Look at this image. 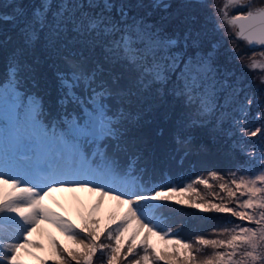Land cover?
I'll use <instances>...</instances> for the list:
<instances>
[{
  "label": "snow or ice",
  "instance_id": "1",
  "mask_svg": "<svg viewBox=\"0 0 264 264\" xmlns=\"http://www.w3.org/2000/svg\"><path fill=\"white\" fill-rule=\"evenodd\" d=\"M150 6L165 12L171 7L166 0H151ZM53 7L56 12L49 18ZM134 7L144 8L143 0H136L135 5L129 0H59L55 5L41 0L32 21L20 29V43L9 52V83L22 71L35 80L42 64L46 65L54 72L55 103L66 112L68 105L80 107L85 119L69 117L67 127L62 123L59 134L55 129L41 128L38 120L42 101L37 97L26 117L31 132L22 136L18 131L20 117L11 108L5 110L4 92L0 90V226L10 221L20 233L15 242H4L0 237V264H29L27 257L38 264H94L97 253L103 254L101 264H264V145H260L259 152L247 154L258 165V174L247 178L241 175L230 184H219L227 200L211 191L214 186L203 176L182 187L161 186V190L146 196L134 180L124 178L129 173L116 166V160L125 156L126 168L136 169L146 158L150 133L163 136L164 130L156 121L169 95L173 73L179 72L190 81L181 89V95H188L183 89L195 92L198 81L202 88V78L215 67L214 62L209 67L213 61L211 50L205 51L194 21L167 34L162 25L147 27L146 17L138 19L132 14ZM230 8L247 10L229 15ZM217 11L223 23L236 29L235 38L249 45H264V5L252 7L251 0H224ZM18 15L22 17L23 13ZM137 29L150 34L152 43L144 50L133 38L139 36ZM10 45V36L0 39V53ZM114 99L119 100L116 110L110 104ZM252 103V98H246V103L240 105L242 116L247 115L245 109ZM240 130L246 137L264 138V128L250 131L241 125ZM89 142L98 145L102 168L86 164L87 156L81 149ZM177 142L186 140L177 138ZM24 149L31 151L32 159H21ZM6 166L13 175L4 172ZM209 176L223 179L216 171L209 172ZM194 184L203 185L208 195L221 202L206 199ZM65 188L97 192L101 201L104 197L115 200L124 211L114 213L105 224L92 213L81 224H75L43 203L53 191ZM188 192L204 201L196 203V208L229 213L255 227L236 225L218 232L213 229L217 238L197 236L193 243L180 239L172 228L165 230L153 222L152 212L158 202L172 201ZM229 202L235 206H228ZM43 222L58 228L71 246L50 236L48 255L39 256L36 250L43 251L45 246L32 237ZM225 234L227 238H219ZM102 237L109 242L104 243ZM152 237L165 240L171 250L158 248L151 243ZM207 247L213 251L202 256Z\"/></svg>",
  "mask_w": 264,
  "mask_h": 264
},
{
  "label": "rangeland",
  "instance_id": "2",
  "mask_svg": "<svg viewBox=\"0 0 264 264\" xmlns=\"http://www.w3.org/2000/svg\"><path fill=\"white\" fill-rule=\"evenodd\" d=\"M49 2L55 5L59 0H49ZM129 2L135 5L136 0H129ZM166 2L171 7L165 12L152 8L150 6L151 0H143L145 7H134L132 14L138 19L146 17L147 27H151L153 24L162 25L167 30V34H172L173 31L187 27L189 23L194 21L193 26L199 29L202 35L205 51L211 50L213 61L209 63V67L213 62L215 67H212L209 74L202 78V88L199 86L200 82L198 81L195 92H192L190 88L183 89L188 95H181V89L186 87L190 81L186 80L179 72L173 73L172 83L168 85L169 95L160 110L156 124L163 128L164 134L171 128V133L186 136L193 141L198 139L201 142L208 143L213 150L207 152L198 146L199 156L201 157L202 154L207 155L203 158L195 157L193 159L194 161L189 165V168L193 169L188 177L182 176V169L177 167L179 162L176 161V164L166 169L165 180L140 192L146 196L153 195L154 190H161V186L182 187L194 181L196 177L203 176L214 186L211 191L218 193L219 196H223L227 200V194L219 189L220 183L228 182L230 184L233 178L238 179L241 175L247 178L259 172L258 165L254 163V160H249L247 154L253 150L259 152L261 150L260 145H264V138L260 135L246 137L242 134L240 127L245 125L247 130L250 131H254L257 127L264 128V83L261 82L264 78V45L250 46L246 41L235 38L236 30L219 19L220 13L217 9L224 3V0H166ZM251 4L252 7H259L264 5V0H251ZM40 5L41 0H0V17H5V19H0V39L9 36L12 38V45L4 50L7 52L6 56L0 53V72H4L7 78L5 80L6 84L0 85V90L4 92L3 104L5 110L11 108L20 117L18 131L22 136L31 132L26 117L32 101L37 97L40 101H45L46 104L52 103L54 108H60L61 112L65 110L55 103L54 72L46 65L42 64L41 70H38L40 74L35 80L28 72L22 71L18 79L12 80L11 84L9 83L11 79L9 52L12 46L20 43L19 30L24 23L32 21L34 10L39 9ZM246 10V8H230L229 15ZM21 12L23 13L22 17L18 15ZM55 12L56 8L53 7L51 13H49V18ZM12 17H15V19ZM4 22L6 24H3ZM14 30H17V33ZM136 31L139 32V36L133 38L136 39L137 46L144 50L145 46H150L152 43L150 34L139 29ZM45 34L47 35V31ZM39 50H42V46ZM252 63H255L257 67H249ZM0 76L4 75L1 74ZM13 88L14 91H12ZM246 98H252L253 103L245 109L247 115L242 116L240 105L246 103ZM178 102L184 106V111L179 109V115L176 118L174 112L177 111ZM110 104L113 110H116L119 100L114 99ZM206 104L207 107H205ZM70 106L72 105H68V107ZM68 107L67 111L70 110H68ZM202 109L204 110L202 111ZM85 112H87V109H85ZM63 115L66 114L63 113ZM78 116L81 120L85 119L80 107L76 110L72 119H76ZM169 116L171 118H168ZM171 124L175 125L174 128ZM152 132L155 133V131ZM171 136L172 140L176 141V137ZM188 138L185 139L184 145H187ZM174 144L175 151L182 149L177 148L181 147L179 144ZM97 148V144L89 142L85 148L81 149V152L82 155L89 158L86 161L88 166L102 168L104 161L97 155ZM184 152L183 149V153H180L178 158L183 157ZM30 158H33L31 151L24 149L21 152V159L28 160ZM186 158L189 159V156ZM113 159L115 158L113 157ZM93 161H95V164H93ZM127 164V158L120 157L116 160V166L122 172L130 170V168H126ZM195 165H198V168L194 167ZM240 169H246L247 171ZM211 171L220 173L223 179H213L209 176ZM4 172L7 175L14 174L7 166L4 168ZM231 173H235V177ZM129 175L132 174L129 172ZM193 186L199 190L201 195H205L206 199H211L214 203L221 202L217 197L208 195L209 190L203 185L194 184ZM230 186L235 190L234 186ZM164 190L167 189L164 188ZM239 195V192H237V196ZM189 197H191V200L188 203L181 204L177 202L179 200L189 201ZM245 198L247 197H241V199ZM43 203L75 224H81L90 213L99 217L101 224H105L108 223L109 217L114 213L120 214L124 211V208H118L115 200L104 197L101 201L99 193L83 188L74 190L68 188L58 189L46 196ZM97 203H99V207L95 208ZM196 203L203 204L204 201L199 200L196 194L191 192L176 196L172 201H160L158 202V208L152 212V215L155 216L153 222L158 223L165 230L172 228L180 239L193 243L197 236H204L209 239L217 238V233L213 232V229L218 232L220 229L233 228L236 225L255 227L254 224L240 221L229 213L208 212L202 208H196L194 206ZM228 206L235 205L229 202ZM94 208L95 212H93ZM165 210L170 211V213L163 215L162 212ZM176 213L184 214L179 216L182 220L180 225L175 218H171L168 222L160 221L162 218ZM6 222L12 223L10 221ZM145 222L148 221L145 220ZM192 222L199 223L198 229L187 235L186 231L180 226H186ZM4 228L13 232V234H10L0 230V237L3 238L4 242H15L19 238L20 233L16 230L15 224L4 226ZM50 236L56 237L61 244L71 246V241L58 228L50 222H43L40 230L35 232L32 237L45 246L43 251L36 250L39 256L48 255L47 249ZM219 238H227V234ZM102 240L104 243L109 242L104 237H102ZM151 243L156 244L160 249L167 248L171 250L172 247L166 244L165 240H160L157 237H152ZM212 251L211 247H207L201 255L211 254ZM102 256V253H97L94 264H101ZM27 259L29 264H38L31 257H27ZM49 264H52V262L49 261ZM158 264H164V262L160 261Z\"/></svg>",
  "mask_w": 264,
  "mask_h": 264
},
{
  "label": "trees",
  "instance_id": "3",
  "mask_svg": "<svg viewBox=\"0 0 264 264\" xmlns=\"http://www.w3.org/2000/svg\"><path fill=\"white\" fill-rule=\"evenodd\" d=\"M3 24H6V22H4ZM16 31L17 30H14V32ZM2 54L3 56H6L7 52L4 51ZM1 74L5 76L4 72H0V75ZM2 77L0 76V79H2ZM176 108H177V111L174 112V115L177 118L179 115V109L183 110L184 106H182L180 102H178V105ZM77 109H79V107L72 105L68 107L69 111L66 112L64 110L61 112L60 108H54L52 103L46 104L45 101H42V109H41L42 115H40L39 119L40 121H48V123L54 125L58 132L60 130L63 131V128H61V124L63 123L64 127H67L68 122H69V117L72 119L75 116ZM63 113H65L66 115L64 116ZM47 118L49 119L47 120ZM168 118H171V116H169ZM171 126L172 128H174L175 125L171 124ZM170 130L171 128H169L168 132L163 134V136H157L154 132L150 133V137H149L150 148H148L145 154L146 158L144 161L141 162V165L138 166L136 169L130 168L131 174L133 175H131L130 177L128 176L129 179L127 180H131V179L136 180L138 183H141L142 186L152 187L153 185H157L161 183L163 180H165L166 169L172 166L173 164H176L175 163L176 161L179 162V164H177V167L179 169H182V172H181L182 176L188 177V175L191 173L193 169V168L192 169L189 168V165H191L192 161H194L193 159L195 157L203 158L205 157V155H207V154H202L200 157L198 146L202 147V149L207 152H212L213 150L212 146L209 145L208 143L201 142L198 139L193 141L183 135H175L173 134V132L171 133ZM171 135H174L176 137V141L172 140ZM177 138H181L184 140L188 138L187 145H184L183 143H178ZM174 143L179 144L181 147H177V148H182V149L175 151ZM183 149L185 150L184 156L181 158H178L180 153H183ZM187 156H189V159L186 158ZM121 158L124 159L127 157L121 156ZM144 165H146V167ZM194 167L198 168V165H195ZM169 213L170 211H167V210L162 212L163 215L169 214ZM181 215H184V214L176 213L173 215H169V216H166L164 220L168 222L170 221L171 218H175V220H177L179 222L178 224L180 225L182 220H180L179 216ZM192 223L186 226H182V225L180 226L183 230L186 231L187 235H189L191 232L196 231L198 229L199 223L197 222H194L193 224ZM0 230L3 231L1 229V226H0Z\"/></svg>",
  "mask_w": 264,
  "mask_h": 264
},
{
  "label": "water",
  "instance_id": "4",
  "mask_svg": "<svg viewBox=\"0 0 264 264\" xmlns=\"http://www.w3.org/2000/svg\"><path fill=\"white\" fill-rule=\"evenodd\" d=\"M236 30V29H235ZM257 45H259V44H253V45H250V46H257Z\"/></svg>",
  "mask_w": 264,
  "mask_h": 264
}]
</instances>
